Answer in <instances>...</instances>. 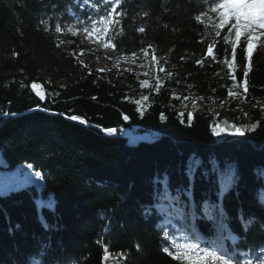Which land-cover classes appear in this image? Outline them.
<instances>
[{
  "label": "trees",
  "instance_id": "trees-1",
  "mask_svg": "<svg viewBox=\"0 0 264 264\" xmlns=\"http://www.w3.org/2000/svg\"><path fill=\"white\" fill-rule=\"evenodd\" d=\"M222 2L0 0V171L40 173L37 184L0 187V264H179L164 250L178 230L159 224V208L199 215L222 198L238 236L229 252L246 264L264 256V108L254 106L264 100V37L250 64L242 37L229 69L235 21L218 28ZM93 22L110 55L153 58L166 79L144 88L131 72L80 75L74 53L85 46L70 31ZM245 71L239 109L230 91ZM214 98L215 110H180ZM135 125L161 137L133 145L123 130Z\"/></svg>",
  "mask_w": 264,
  "mask_h": 264
},
{
  "label": "snow or ice",
  "instance_id": "snow-or-ice-1",
  "mask_svg": "<svg viewBox=\"0 0 264 264\" xmlns=\"http://www.w3.org/2000/svg\"><path fill=\"white\" fill-rule=\"evenodd\" d=\"M112 2L114 5H119L120 0H112ZM114 10L115 9L113 8V11ZM213 11L219 12L218 28H223L230 19H234L235 21V23L231 24V29L233 31L224 37V39L229 41L231 46L232 60L228 61L227 56H225V62L228 63L229 69H232L233 64L235 63L237 49L241 46L242 37L245 41L243 47L245 59L249 61L250 64L254 51L261 46L254 42L259 41L261 37H264V31H258L264 29V0H223V2L220 3L216 9H213ZM139 31L143 32V28L139 29ZM207 53L209 56L213 54L212 46L208 47ZM243 75L245 77L244 90L246 92L247 71H245ZM233 79H235V76H233ZM71 119L78 120L80 118L73 115L71 116ZM124 119L127 120L128 116H124ZM191 119V114H189V121H191ZM232 128L234 131L230 134H244L243 130L236 128L235 125H232ZM105 131L114 132L115 129H106ZM212 132L216 135L222 134L220 129L215 126L212 128ZM189 170L194 178L198 168L192 167ZM35 175L39 177L40 173L37 172ZM230 183L231 179L229 178L225 182L224 188H227ZM216 207L218 210V218L226 221L227 213L223 210L222 203L218 204ZM165 239H167V237H165ZM181 239H184L185 242L180 244L170 242L172 243L173 251H169L167 248L164 249L165 251H168L169 255H171L174 260H177L179 264H240L239 259L226 248L216 244H210L206 240H198L195 238V234Z\"/></svg>",
  "mask_w": 264,
  "mask_h": 264
},
{
  "label": "rangeland",
  "instance_id": "rangeland-1",
  "mask_svg": "<svg viewBox=\"0 0 264 264\" xmlns=\"http://www.w3.org/2000/svg\"><path fill=\"white\" fill-rule=\"evenodd\" d=\"M102 2H107L108 0H101ZM83 4H85L83 2ZM258 31H264L260 29ZM70 33L76 37L84 46V51H77L74 53L75 58L78 61L79 66L82 68L80 71V75H84L85 69L97 68L100 70H121L126 72H131L135 75L137 80L141 83V86L144 88H148L152 85H159L158 83L163 82L167 76L163 75V69L157 68L154 63L153 58L145 59L143 62L137 61L135 58H125V57H113L108 53V49L110 45L104 40V36L102 34L101 28L99 24L95 22L91 23V25L85 29L84 31H70ZM78 53V56L76 54ZM245 86L233 88L230 91V96L233 101L237 102V107L240 109L242 106L246 105V92ZM34 91L41 97H44V92L39 84L34 85ZM147 97H143L138 100L137 103L142 108L146 103ZM218 100L216 98L211 99L210 102H203L196 99L192 103V105L188 106L187 104L183 105L180 110L188 111L190 113L195 112L199 109H208L211 108L213 110L216 109L217 105L215 101ZM224 102H222L223 104ZM229 103H227L228 105ZM260 109L264 108V100H256L255 105ZM235 109V108H234ZM226 111L229 112L230 109L226 108ZM123 135H128L126 131H123ZM134 139L130 138L131 144H133ZM41 180V178H39ZM31 183L37 184L38 177L29 176V172L27 169L22 168L21 170H14L10 172L0 171V187L2 186L5 190H9L17 184L29 185ZM211 220V219H209ZM216 227V224L215 226ZM215 229V228H214ZM213 229V230H214ZM220 231V230H219ZM215 232V231H214ZM224 238V237H223ZM228 240L231 243H235L237 241L236 237H228ZM185 240H180L176 244L184 243ZM220 243V242H219ZM223 244H225L223 242ZM221 242V247H223ZM264 264V262L262 263Z\"/></svg>",
  "mask_w": 264,
  "mask_h": 264
},
{
  "label": "water",
  "instance_id": "water-1",
  "mask_svg": "<svg viewBox=\"0 0 264 264\" xmlns=\"http://www.w3.org/2000/svg\"><path fill=\"white\" fill-rule=\"evenodd\" d=\"M130 132L131 136L135 138V142L153 141L161 137L156 131L142 128L138 125L133 126Z\"/></svg>",
  "mask_w": 264,
  "mask_h": 264
},
{
  "label": "bare ground",
  "instance_id": "bare-ground-1",
  "mask_svg": "<svg viewBox=\"0 0 264 264\" xmlns=\"http://www.w3.org/2000/svg\"><path fill=\"white\" fill-rule=\"evenodd\" d=\"M76 56H78V53L76 54ZM128 134L130 135V133L128 132ZM132 135V134H131Z\"/></svg>",
  "mask_w": 264,
  "mask_h": 264
}]
</instances>
